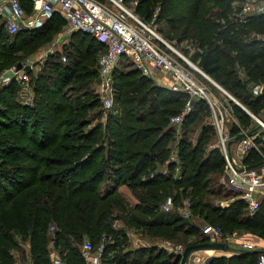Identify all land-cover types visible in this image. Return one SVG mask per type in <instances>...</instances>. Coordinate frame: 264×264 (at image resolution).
Segmentation results:
<instances>
[{"label":"trees","instance_id":"trees-1","mask_svg":"<svg viewBox=\"0 0 264 264\" xmlns=\"http://www.w3.org/2000/svg\"><path fill=\"white\" fill-rule=\"evenodd\" d=\"M143 5L145 12L136 11L143 19L160 6L159 19L200 47L198 66L262 116L264 93L254 94L251 85L264 83V42L255 36L264 34V14L240 24L234 0H144ZM24 6L28 12L29 0ZM66 24L59 13L38 29L16 34L0 24V63L39 41H52ZM104 51L103 43L74 32L65 46L67 60L52 55L32 80L36 108L19 102L16 82L0 91L2 122H13L7 126L13 140L0 142V264H18L14 251L22 253L21 261L26 251L32 264H52L51 240L67 264H87L82 246L89 241L96 247L103 238V264H180L179 256L156 246H133L128 231L150 244L169 240L187 247L208 241L201 231L203 221L220 225L226 234L243 228L264 236V200L253 218L243 200L223 208L215 203L220 195L225 197L224 159L218 150H209L216 133L208 124L211 110L206 102L197 101L188 115L177 145L179 172L167 177L149 178L173 153L167 147L176 134L170 118L184 109L187 94L159 87L136 68L126 73L116 69L120 107L110 113L105 128L103 123L89 127L90 117L102 116V111L90 115L100 100L96 93L91 100L90 92L81 91L95 85ZM233 106L244 126L256 122ZM169 195L176 205L189 199L193 216L163 212L161 204ZM256 259L257 252L244 250L215 254L206 264H255Z\"/></svg>","mask_w":264,"mask_h":264},{"label":"built area","instance_id":"built-area-1","mask_svg":"<svg viewBox=\"0 0 264 264\" xmlns=\"http://www.w3.org/2000/svg\"><path fill=\"white\" fill-rule=\"evenodd\" d=\"M30 13L24 6V0H0V24H3L9 34H16L20 30H34L42 27L55 13H59L66 21V32L80 31L93 37L105 45V51L99 56L98 76L94 85L96 95L104 108L103 121L106 122L110 113L115 112L116 87L114 72L119 69L122 58H132L136 69L146 78H149L159 87L174 92H182L189 96L184 109L170 118V126L176 130L177 142L174 144L173 158L170 161L179 172V158L177 145L181 138L182 128L188 115L197 101H204L211 110L208 124L215 129L216 137L209 150H218L224 159V169L221 184L229 191L236 193V198L246 203V213L250 218L259 211L264 200V150L262 142L264 135V119L250 113L225 88L205 73L199 66L182 56L158 33L155 20L159 9H156L150 19H143L135 10L128 6L125 0H29ZM113 5V7L110 4ZM138 2H134L137 5ZM235 20L244 24L252 17L264 14V0H237ZM258 40H263L264 34H256ZM53 53V47L49 50ZM66 61L67 57L62 56ZM38 60L26 59L17 66L9 68L0 76V88L16 82L23 94L29 96L32 91L34 69ZM199 76L203 77L202 80ZM243 77L245 75L243 74ZM207 80V81H206ZM212 86L216 87L214 89ZM251 90L254 94L264 93V83H253ZM216 91L221 96L216 94ZM25 102V104H29ZM233 102L244 109L256 122L243 127L234 114ZM102 118V117H101ZM243 134L244 137L237 143L236 157L232 154V145L228 146L235 137ZM169 167L159 168L150 174L165 177ZM146 177L143 178L145 180ZM163 212L174 209L184 217H192L193 212L189 199H184L176 205L173 195H169L161 204ZM55 227L50 231L54 234ZM208 237L207 242H225L230 246V239L236 236L235 232L226 234L217 224L205 223L201 229ZM232 235V236H231ZM133 246H156L180 257L186 248L185 245L173 241H156L152 244L141 238L140 235L128 231ZM244 249L254 250L258 246L247 240L240 241ZM52 264H67L59 251L50 242ZM203 251L196 252L189 257L187 264H206L210 258L202 255ZM107 253V242L103 238L99 245L94 247L86 241L82 246V256L87 264H103ZM27 258L21 261L18 251H14L18 264H32ZM255 264H264V251L257 253Z\"/></svg>","mask_w":264,"mask_h":264},{"label":"rangeland","instance_id":"rangeland-1","mask_svg":"<svg viewBox=\"0 0 264 264\" xmlns=\"http://www.w3.org/2000/svg\"><path fill=\"white\" fill-rule=\"evenodd\" d=\"M139 2L137 5H134V2ZM142 0H127V5L128 6H131L133 8H135V10L140 14V13H143L145 12L146 10V5H143V1L141 2ZM110 4V3H109ZM112 7L113 5L110 4ZM234 6H238L237 5V0H234ZM137 7V9H136ZM160 8V11H159V14H158V17L156 18L155 20V27L158 31V33L161 35V37L167 42L169 43L175 50H177L182 56L186 57L188 60H190L192 63H194L195 65L198 66V62L196 60V56L197 54H201L202 51L200 49V47H198V45L196 44V42L187 37L185 39L183 38H180L182 35H179L178 33H176V28H173L171 25H169V23L167 22V20H165L164 18H160L159 19V16H160V12H161V7L160 6H157L155 8H153V11L155 12L156 9H159ZM28 12L30 13V8L28 9ZM27 12V13H28ZM180 13H176L174 14V16H179ZM261 35V34H260ZM257 38V36H256ZM15 40V39H14ZM14 40L11 39V42H14ZM55 39H53L52 41L50 42H44V41H39L38 43L34 44L33 47H29L28 50H21L19 52H17V55L15 54V57L14 58H10L6 61L3 60V63L1 62L0 63V66L2 64L3 67L0 68V76L5 72L7 71L9 68H12L14 66H17V64L19 63H22L24 62L26 59H30V58H33L34 56L37 55V53L39 52V57L37 58L38 60V66L40 67L41 66V70L39 71V74L45 69L46 67V62L47 60L52 56L51 52L49 51L50 50V47L52 46L51 43L54 42ZM9 42V43H11ZM41 49V50H40ZM20 50V49H19ZM48 50V51H47ZM47 51V53H46ZM46 53V54H45ZM45 54V55H44ZM42 55V56H40ZM91 55V54H90ZM91 61H94V65L96 66L97 65V62H96V57L94 56L92 58ZM133 68H136V64L134 62V60L132 58H122L120 64H119V70H121V72H129L131 71ZM202 80L203 77L199 76ZM212 78V77H211ZM34 78L33 77V81H34ZM205 81V80H204ZM207 81V80H206ZM74 84V82H72V84L70 86H72ZM7 86V85H6ZM5 85L2 86L0 88V91L6 87ZM221 86V85H220ZM223 87V86H222ZM224 88V87H223ZM226 89V88H225ZM94 90V86L93 87H89L87 90L83 89L81 91L82 92H90V99L93 98L94 94L96 93L95 90ZM227 90V89H226ZM236 100L239 101V103L245 107L250 113L256 115L255 113H253V109H249L247 106H245V104L241 101L242 99L240 98H237L234 96V94H232V92L228 89L227 90ZM219 92V91H218ZM216 91V94L219 96H221L220 93H218ZM27 95V94H26ZM26 95L23 94V96H25L26 98ZM22 96V97H23ZM117 96V95H116ZM116 96H115V104H116V109L119 106L118 102H117V99H116ZM17 97L21 100V101H25V102H28L25 100V98L23 99L22 97H20L19 93L17 94ZM98 98V96H97ZM92 100V99H91ZM96 100V98H95ZM30 102V101H29ZM28 102V103H29ZM36 103V104H35ZM92 103V102H91ZM31 107H35L38 106V102L35 101V97L33 99V102L31 103ZM3 107V106H2ZM1 105H0V109L2 108ZM261 111L259 112L260 115L262 116H259V117H262L264 119V106H261ZM98 111H102V118L100 119H94V117H90L89 118V127L92 126V125H100L101 123H103V126L105 124V122H101L103 120V113H104V108L102 106V103L100 101V105L95 107V108H92L91 109V112H90V115L92 116V113L93 114H96ZM114 112V111H113ZM112 112V113H113ZM207 114V112H206ZM209 114V113H208ZM94 116V115H93ZM3 117L0 115V142L2 141H12L13 139L11 138L12 137V134H11V131L7 128V126L13 122H2V119ZM209 121V120H208ZM241 123V122H240ZM242 124V123H241ZM243 127H247V126H244L242 124ZM105 128V126H104ZM192 129V127H191ZM261 132L263 133L264 135V130H261ZM197 134H198V130H196L193 134H192V137L193 139L195 140L197 138ZM177 137L179 136H176L174 135L173 138H170L168 140V143H167V147H172V149H174V144L177 142ZM215 140V139H214ZM264 142V141H263ZM263 148H264V145H263ZM236 150H237V143L235 142L233 145H232V154L236 157ZM264 150V149H263ZM173 158V155L171 153V155L169 156V161L167 163V167L168 166H173V163L170 161V159ZM164 166V167H166ZM167 169V173L165 174V177L167 176H171V175H175L176 171H177V167H173V169L169 170L168 168H165ZM210 177V174L208 175ZM107 181H109L108 177L105 176L104 178V182L106 183ZM220 181V180H219ZM222 186V185H220ZM223 189H221L222 191ZM222 195L225 196V197H221V195L219 197H217L215 203H217L218 205H220L222 208L223 207H226L228 204L230 205V203L234 200H237L238 198H236V193L232 192V191H229L227 189L224 188V191H222ZM175 210V209H174ZM203 223H207L205 221H203ZM202 223V224H203ZM200 224V225H202ZM203 226V225H202ZM234 233V232H233ZM261 232H256V231H249V230H245L243 228H241L240 230H237L235 231V234L236 236L233 237L235 239H237L239 242L237 243H240V241L242 240H247L249 242H252L254 243L255 245H257L258 247L259 246H264V236H262L260 234ZM232 236V235H231ZM23 246H25L26 248V245L25 243H23ZM231 247H235V245L231 244L230 245ZM25 251V250H24ZM211 250H205L202 255L203 256H206L207 252H210ZM220 252V251H218ZM223 252V251H221ZM21 252H20V257H21ZM25 255H28L27 252L25 251ZM24 257V255H22ZM26 259V258H25Z\"/></svg>","mask_w":264,"mask_h":264},{"label":"crops","instance_id":"crops-1","mask_svg":"<svg viewBox=\"0 0 264 264\" xmlns=\"http://www.w3.org/2000/svg\"><path fill=\"white\" fill-rule=\"evenodd\" d=\"M66 29H67V26H65V28L62 30V31H60L57 35H56V38H55V40H54V42H52L51 43V45H52V47H53V53H51L52 55H54V54H56V53H58V54H62V56H65L64 55V50H65V46H66V44L68 43V41H69V39H70V37L73 35V33H67L66 32ZM23 30H29V29H23ZM41 50V49H40ZM48 51V50H47ZM47 51H46V53H47ZM45 53V54H46ZM39 52L37 53V55L36 56H34L33 58H30V59H34V60H36L38 57H39ZM44 54V55H45ZM40 56H42V55H40ZM35 71H34V74H33V77L34 78H37L38 77V75H39V71L41 70V66L39 67L38 65L35 67V69H34ZM19 95H20V97H22L23 96V93H22V90L20 89V87H19ZM29 96H26V98H28ZM23 99L25 98V96H23L22 97ZM25 98V99H26ZM17 99L19 100V102L21 103H24L23 101H21L18 97H17ZM33 99H34V90H33V88H32V91H31V94H30V103L28 104V105H30V106H32L31 105V103L33 102ZM115 113V112H114ZM103 121V120H102ZM104 122V121H103ZM228 206V205H227ZM226 206V207H227ZM230 245L232 244H234L235 245V247H231V246H229V249L226 251V252H218V251H214V250H211L210 252H207V254H206V257H212V256H214L215 254H227V255H233V254H241L244 250L246 251L247 249H244L243 247H242V245L240 244V243H237V242H239L237 239H235V238H233V239H230ZM49 248H50V244H49ZM256 250L257 251H264V246L262 247V246H259V247H257L256 249H254V250H248V251H255L256 252ZM205 251V250H204ZM203 251V252H204ZM202 252V253H203Z\"/></svg>","mask_w":264,"mask_h":264},{"label":"water","instance_id":"water-1","mask_svg":"<svg viewBox=\"0 0 264 264\" xmlns=\"http://www.w3.org/2000/svg\"><path fill=\"white\" fill-rule=\"evenodd\" d=\"M17 68H21V63L17 64ZM244 137L243 134H240L235 137L234 141H230L228 146H231L233 142H238ZM229 249V245L225 242H205V243H198V244H192L187 246L184 249V252L180 259V264H187L189 257L199 251L204 250H214V251H223L226 252ZM258 253L259 251L256 250ZM212 258V257H211ZM210 260V258L207 260V262Z\"/></svg>","mask_w":264,"mask_h":264}]
</instances>
